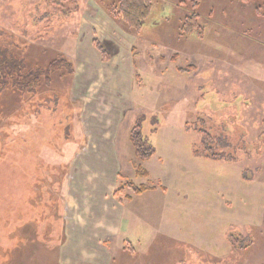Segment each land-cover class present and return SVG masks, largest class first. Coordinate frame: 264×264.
<instances>
[{"label":"rangeland","instance_id":"rangeland-1","mask_svg":"<svg viewBox=\"0 0 264 264\" xmlns=\"http://www.w3.org/2000/svg\"><path fill=\"white\" fill-rule=\"evenodd\" d=\"M198 1L203 39L181 36V0H153L139 34L103 0H0V67L75 69L43 74L36 97L0 93V264H264V0ZM122 69L117 105L105 84ZM56 94L67 107H39ZM144 117L151 182L130 143ZM202 127L234 130L236 164L194 157ZM127 181L158 190L115 199ZM229 233L254 245L234 253Z\"/></svg>","mask_w":264,"mask_h":264},{"label":"trees","instance_id":"trees-1","mask_svg":"<svg viewBox=\"0 0 264 264\" xmlns=\"http://www.w3.org/2000/svg\"><path fill=\"white\" fill-rule=\"evenodd\" d=\"M104 5H106L107 10L109 11L110 15L115 18L117 21L126 25L127 29L136 31L138 34L141 32L142 27L144 26L145 22L149 19L152 14L154 3L153 0H103ZM181 4L188 5L189 9L186 16L183 18L180 34L184 38H200L203 39L205 37V28L201 25V15L199 13L200 2L198 0H181ZM261 8V7H260ZM258 12V11H257ZM262 14H260V13ZM258 14L264 17V11L259 10ZM94 48L100 53L102 56L103 61H110V55L106 48L102 45L99 40L93 41ZM134 48L132 50V54L134 55L136 52ZM12 65L10 63L0 67V93H3V90L8 89L10 86L13 87V90L19 92L22 97V101L27 94H33L36 97L37 93V86L42 81L43 74L47 73L50 77V74L53 73L52 70L56 66H61L60 69L64 67L66 64V69L68 71V75H73L75 73V69L72 68V65L66 59H58L52 62L47 68L44 69H35L34 67L27 68L26 66H17V63ZM180 74H192L195 72L193 67L188 68H180L178 69ZM46 78V76L44 75ZM135 79L137 81L140 80V75L136 74ZM56 95H50V97L46 96L42 99L41 109L47 105L54 104L57 106V109L67 107L68 103L63 101L62 103H58L59 100L57 99ZM49 100V101H47ZM49 108V107H46ZM51 108V107H50ZM39 111H41L39 109ZM52 111V109L50 110ZM57 112V110H54ZM52 113V118L54 117ZM145 117L138 120V124L135 125L133 130L130 134V143L134 148L135 152V164H136V177L138 179H145L150 181L151 175L148 170L143 167V164L150 161L157 153L156 148L152 145L149 137H146L143 134ZM158 119L153 121L154 126H158ZM202 125L204 123L200 121ZM158 124V125H157ZM70 126H67V130ZM187 130L192 131V124H187ZM196 130L199 135L201 136L200 145L195 146L193 150V155L195 158L203 159L206 161L216 162V163H229V164H236L238 159L236 157L237 152V145L232 144L230 142L231 137L234 136V130L230 129L231 133H228L227 130L221 128L217 131L210 132L206 130L204 127L201 129H194ZM154 133L157 132V129H154ZM232 145V146H231ZM39 174L41 173L42 176L46 177L45 172L41 166L37 169ZM245 180L251 179L248 173H245L244 176ZM43 183L46 180H43ZM151 182V181H150ZM130 190L134 196H142L149 192H154L158 190L157 186L148 184L143 185H136L133 181H127L123 187L119 190L114 192V198L119 199L122 198L124 195L130 202L132 198L127 195V191ZM161 191L166 192V189L160 188ZM228 243L231 247V250L235 252H243L254 245L252 241V236L244 237L242 235H234L233 233L228 234ZM1 256L7 255L11 253V249L0 247ZM11 256V255H10ZM2 264H5L2 262Z\"/></svg>","mask_w":264,"mask_h":264},{"label":"crops","instance_id":"crops-1","mask_svg":"<svg viewBox=\"0 0 264 264\" xmlns=\"http://www.w3.org/2000/svg\"><path fill=\"white\" fill-rule=\"evenodd\" d=\"M101 73H102V75H101L100 79L101 78L104 79L103 82H105L104 70L101 69ZM107 73H108V78L110 79V83L107 82L105 84V88H106V91H109V93L112 94V96H113V93L115 92V96H113V99L116 102V100H118L117 98L119 97V95L126 96V93H128V91H127L128 89H126L128 87V85H127V83L126 84H124V83H125L126 79L129 77V74H128L129 72H128V69H122L119 78L117 75H113L112 70H108ZM114 76H115V78H114ZM120 78H121V81H119ZM124 86L126 87L125 89H124ZM118 90H121V91H118ZM94 92H95V90L94 91L92 90L91 95H95ZM114 97H116V99ZM88 102H90V101H88ZM116 104L118 105V102H116ZM150 161H148V162H150ZM96 168L99 171L102 169V165H97ZM100 188H102V187H100Z\"/></svg>","mask_w":264,"mask_h":264}]
</instances>
